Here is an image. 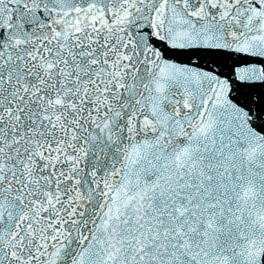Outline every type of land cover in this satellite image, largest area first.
I'll list each match as a JSON object with an SVG mask.
<instances>
[{
  "label": "snow or ice",
  "instance_id": "snow-or-ice-1",
  "mask_svg": "<svg viewBox=\"0 0 264 264\" xmlns=\"http://www.w3.org/2000/svg\"><path fill=\"white\" fill-rule=\"evenodd\" d=\"M0 264H264V0H0Z\"/></svg>",
  "mask_w": 264,
  "mask_h": 264
}]
</instances>
